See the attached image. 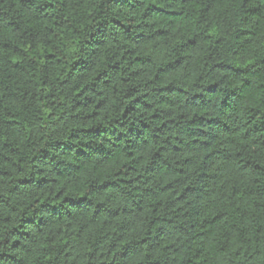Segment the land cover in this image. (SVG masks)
I'll list each match as a JSON object with an SVG mask.
<instances>
[{
    "label": "clouds",
    "instance_id": "9594fccd",
    "mask_svg": "<svg viewBox=\"0 0 264 264\" xmlns=\"http://www.w3.org/2000/svg\"><path fill=\"white\" fill-rule=\"evenodd\" d=\"M0 264H264V0H0Z\"/></svg>",
    "mask_w": 264,
    "mask_h": 264
}]
</instances>
